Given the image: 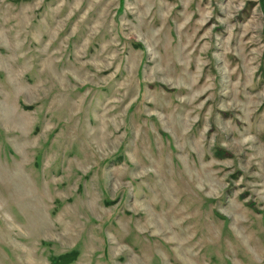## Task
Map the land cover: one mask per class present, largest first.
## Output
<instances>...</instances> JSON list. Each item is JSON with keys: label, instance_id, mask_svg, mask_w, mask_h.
I'll return each mask as SVG.
<instances>
[{"label": "rangeland", "instance_id": "obj_1", "mask_svg": "<svg viewBox=\"0 0 264 264\" xmlns=\"http://www.w3.org/2000/svg\"><path fill=\"white\" fill-rule=\"evenodd\" d=\"M0 264H264V0H0Z\"/></svg>", "mask_w": 264, "mask_h": 264}]
</instances>
